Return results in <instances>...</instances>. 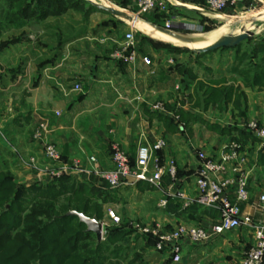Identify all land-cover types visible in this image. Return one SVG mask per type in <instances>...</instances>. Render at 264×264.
Returning a JSON list of instances; mask_svg holds the SVG:
<instances>
[{
    "label": "crops",
    "instance_id": "0c3cea01",
    "mask_svg": "<svg viewBox=\"0 0 264 264\" xmlns=\"http://www.w3.org/2000/svg\"><path fill=\"white\" fill-rule=\"evenodd\" d=\"M92 1L124 10L136 8V0ZM165 1L163 18L158 12L142 16L139 22L126 20L136 27L132 29L138 38L139 56L132 63L110 57L130 27L100 9L86 19L69 11L1 30L0 168L9 170L17 184L29 186L37 184V175L26 160L31 155L43 160L44 142L55 144L67 162L78 160L88 168L105 171L113 168L111 141L134 160L139 145L162 137L166 146L155 155L160 165L170 158L175 160L178 177L173 188L167 174L162 175L159 187L128 178L111 189L94 174L74 179L100 190L98 201L104 198L101 219L109 221L107 211L111 209L122 222L124 218L133 223L158 224L163 229L201 223L210 228L220 221L216 209L195 205L183 208L175 198H170L165 207L158 203L169 190L193 197L194 175L200 161L197 153L203 151L219 160L226 144L237 139L245 158L242 168L249 192L240 208L256 219L260 213L255 204L264 194V158L260 159L264 148L245 124L248 120L264 124V86L245 84L240 74L248 68L249 61L253 62L251 72L258 71L264 53L249 52L256 43L253 38L248 42L244 39L238 47L216 51H166L158 41L184 43L151 24L169 22L171 29L178 31L184 28L183 13L205 12L201 8L203 0ZM246 1L250 0H236L229 8L235 9ZM261 13L259 18H264V8L241 18ZM229 23L209 33L232 34L227 32ZM245 26L252 27L250 22ZM144 55L150 59L149 65L142 61ZM74 84H79L81 90H74ZM209 88H218L223 95L210 101ZM156 103H161L162 108L154 109ZM41 118L47 119L50 131L43 141H34L31 134ZM90 155L96 157L95 164L89 162ZM226 166L229 170L230 166ZM225 175L233 174L228 171ZM249 232L247 227H239L205 244L186 242L180 260L175 262L168 252L147 245L135 230L129 236L128 260L129 264H233L250 242Z\"/></svg>",
    "mask_w": 264,
    "mask_h": 264
},
{
    "label": "built area",
    "instance_id": "2783aa9c",
    "mask_svg": "<svg viewBox=\"0 0 264 264\" xmlns=\"http://www.w3.org/2000/svg\"><path fill=\"white\" fill-rule=\"evenodd\" d=\"M207 9L214 13L221 12L236 0H203ZM167 3L165 0H136V8L132 15L141 18L145 14L165 12ZM131 14V13H130ZM166 22L165 27H170ZM139 56L138 38L130 27L123 35V43L112 49L110 57L114 60L127 63L134 62ZM144 64L149 65L150 59L141 56ZM73 89L81 90L79 84H74ZM154 109H161V103L152 106ZM55 114H59L55 112ZM0 124V133H1ZM249 131L264 148V124L255 120H249L245 124ZM50 131L47 119L41 118L31 134L34 141H43L46 133ZM166 146L164 138L160 137L151 144H141L137 147L133 162L129 155L116 142L110 143V157L113 168L101 170L97 167L88 168L78 160L67 162L62 159L57 146L51 142H44L42 145L44 159L31 155L27 158L26 164L37 175V184L51 182L60 176L67 175L79 179L82 176L94 174L105 180L111 189L121 186L128 178L135 181H144L152 186L161 185V177L167 174L170 178L171 187L177 182V167L175 160L170 158L164 165L159 164L155 155L157 151ZM199 165L195 171L196 192L193 197H185L178 190L167 191L159 200L158 205L165 207L170 198L181 202L183 208L195 205L199 208L216 209L219 214V223L206 228L201 223L179 224L171 229H163L158 224L152 227L142 226L138 222H132L131 227L141 234H150L155 238L153 248L157 251H166L171 255L172 261H179L182 247L186 242L192 244H205L224 232L247 227L253 236V243L247 249L239 264H263L264 263V194L259 196V202L255 204L256 210L260 213L254 219L251 214L243 213L240 204L249 198L247 189V178L242 165L245 158L242 155L241 143L232 140L227 143L220 159L215 160L207 156L203 151L197 153ZM92 164L96 163V157L90 155L88 158ZM226 165H229V170ZM230 171L233 175H225ZM224 175V176H223ZM173 188V187H172ZM110 224H118L121 219L111 209L107 211ZM103 229L104 223L102 222ZM103 230V234H104Z\"/></svg>",
    "mask_w": 264,
    "mask_h": 264
},
{
    "label": "trees",
    "instance_id": "16d2710c",
    "mask_svg": "<svg viewBox=\"0 0 264 264\" xmlns=\"http://www.w3.org/2000/svg\"><path fill=\"white\" fill-rule=\"evenodd\" d=\"M97 9L88 0H0V32L69 11L86 19ZM163 49L181 51L174 46ZM249 52L264 53V42H256ZM262 61L258 71L251 72L250 61L240 74L245 84L264 86V55ZM220 95L223 94L218 88L207 90L210 101ZM263 158L264 152L260 154V159ZM99 196V189L71 176H60L45 185L25 186L17 184L9 170L0 168V264H122L128 255L129 236L134 231L128 223L112 225L98 241L76 215H65L76 210L100 220L104 198L97 202ZM142 235L147 245L154 246L155 238Z\"/></svg>",
    "mask_w": 264,
    "mask_h": 264
},
{
    "label": "rangeland",
    "instance_id": "374dc122",
    "mask_svg": "<svg viewBox=\"0 0 264 264\" xmlns=\"http://www.w3.org/2000/svg\"><path fill=\"white\" fill-rule=\"evenodd\" d=\"M111 5L116 7V8H118V9L124 10L122 8H119V7L115 6L114 4H111ZM203 5L204 6H202L201 8L204 9V11H203V12H205L204 14H197V13H192V12L183 13V16H184V19H185L184 20L185 24H183L184 28H181L182 30H178V31L186 32V33H189V34H206V33H209L211 31L217 29L221 25L225 24L227 21L230 22L229 26L227 27L228 28L227 32L234 33L237 30L240 31L242 28L246 27L245 26L246 23H249L248 21L242 19L241 17L246 16L248 13H254V12H257V11L260 12L261 9L264 8V0L263 1H261V0H252L251 1L250 0L249 2L246 1V2H244L241 5L242 7L239 6V5H237L235 7V9L228 7L226 9H224L223 11L218 12L217 15L213 11H210L209 9H207V6L205 5L204 1H203ZM231 9H234V10H231ZM124 11H126L128 13H131V14L133 13V10H124ZM164 13L160 12L159 13L160 17L163 18L164 17L163 16ZM146 15L147 14H145V16ZM140 19H142V18H140ZM121 20L123 22H126L123 19H121ZM250 23H251L252 27L251 28L246 27V28L254 31V35L246 38L245 42H248V40H250L251 38L256 39L257 41L255 40V42H264V18L256 19V20H254L253 22H250ZM126 24H128V27H132L133 29H136V27H134V25H132L131 23L126 22ZM158 25L165 27V24H158ZM158 43H159L160 46H174L175 48L180 49L181 50L180 52H184V53L193 52L192 49H190L188 46H185V45H174L171 42L162 41V40L158 41ZM158 43H157V45H158ZM248 46H250V45H248ZM249 62H248V64H249ZM231 141H229V142H231ZM111 142H115V141H111ZM109 148H110V144H109ZM97 202H99V201L97 200ZM101 208H102V202H101ZM99 221L103 222L105 224L104 225V229H103L104 232H105L106 229H111V228L114 227L106 219L102 218ZM121 222H122V220L120 221V223ZM123 223H128L130 225V227H131L132 221H126L123 218ZM139 224L142 225V226H149V227L154 226L152 224H142V223H139ZM171 228H173V227H171ZM171 228L169 227V228H165V229H171ZM133 230L135 231V229H133ZM251 234L252 233L249 232L250 242L247 243L246 249L243 250V253L238 258H234L233 259V264H239L240 260L243 257L244 252L247 249H249V247H251V245H252V241H251L252 240V235ZM128 259H129V257L127 255V257L122 261V264H129L130 261Z\"/></svg>",
    "mask_w": 264,
    "mask_h": 264
},
{
    "label": "water",
    "instance_id": "95a60500",
    "mask_svg": "<svg viewBox=\"0 0 264 264\" xmlns=\"http://www.w3.org/2000/svg\"><path fill=\"white\" fill-rule=\"evenodd\" d=\"M91 4H93L94 6H96L98 9L107 12L109 14H111L112 16H116L119 17L123 20H128L131 21L133 19V15L118 9L116 7H112V6H108V5H104L98 2H94L92 0H88ZM263 15L262 14H257L254 16L250 17V22H253L256 19H259V17H261ZM135 18V17H134ZM155 29L164 32L182 42H194L199 40L201 37L195 36L194 34H189L186 32H178L175 30L171 29V25L170 27H164V26H159V25H154L151 24ZM254 35V31L250 30V29H244L242 28L240 30V32H238L237 34H226L224 36H222L220 39L216 40L215 42H213L212 44L203 47V48H190L192 49V51L194 52H208V51H212L221 47H234L236 45H238L241 41H243L244 39L253 36ZM65 215H76L79 218V221L83 222L86 225V229L89 231L94 232L96 239L98 241L103 239V225L102 222H100L99 220H97L95 217H89L87 215H85L83 212H78L76 210H69L65 213Z\"/></svg>",
    "mask_w": 264,
    "mask_h": 264
},
{
    "label": "bare ground",
    "instance_id": "6f19581e",
    "mask_svg": "<svg viewBox=\"0 0 264 264\" xmlns=\"http://www.w3.org/2000/svg\"><path fill=\"white\" fill-rule=\"evenodd\" d=\"M262 14V13H261ZM257 15V14H256ZM254 16V15H253ZM250 17L251 16H248V17H245L244 20L250 22ZM133 22H139V21H142V19L140 18H134L131 20ZM164 33V32H163ZM166 34V33H165ZM234 34V33H232ZM168 35V34H167ZM195 36H198V37H201L199 40L197 41H194V42H183L185 46H188L189 48H194V49H197V48H203V46H199L200 44H203L204 42L207 43L206 46L212 44L213 42H215L216 40L220 39L222 36L226 35V34H223V35H219L217 33H208V34H194ZM170 36V35H169ZM205 46V47H206Z\"/></svg>",
    "mask_w": 264,
    "mask_h": 264
}]
</instances>
